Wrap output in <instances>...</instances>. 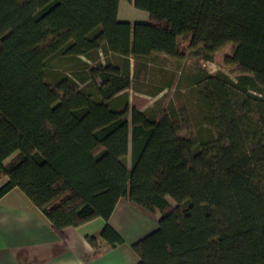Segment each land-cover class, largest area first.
<instances>
[{
    "label": "trees",
    "instance_id": "16d2710c",
    "mask_svg": "<svg viewBox=\"0 0 264 264\" xmlns=\"http://www.w3.org/2000/svg\"><path fill=\"white\" fill-rule=\"evenodd\" d=\"M120 1L0 0V197L18 188L62 238L102 218L110 246L123 242L107 220L126 197L160 213L131 246L138 264H264V0H125L149 15L136 23L117 19ZM227 44L238 75L205 79L207 134L180 137L174 111L129 105L130 57L208 59ZM54 59L80 62L94 94L76 85L87 78L49 85Z\"/></svg>",
    "mask_w": 264,
    "mask_h": 264
},
{
    "label": "crops",
    "instance_id": "0c3cea01",
    "mask_svg": "<svg viewBox=\"0 0 264 264\" xmlns=\"http://www.w3.org/2000/svg\"><path fill=\"white\" fill-rule=\"evenodd\" d=\"M117 19L130 23L148 22L149 15L121 0ZM112 55L119 57L98 51L97 58L104 65ZM79 58L93 65L92 59ZM129 61L132 72L133 59L130 57ZM158 92L160 90L153 95ZM6 180L7 177L0 174V185ZM159 218L158 211L148 212L124 197L117 202L107 220L122 238V243L110 246L100 239V232L106 224L102 218L66 227L62 238L26 195L13 188L0 197V264H138V256L131 246L156 229ZM91 237L97 240L94 252Z\"/></svg>",
    "mask_w": 264,
    "mask_h": 264
},
{
    "label": "rangeland",
    "instance_id": "374dc122",
    "mask_svg": "<svg viewBox=\"0 0 264 264\" xmlns=\"http://www.w3.org/2000/svg\"><path fill=\"white\" fill-rule=\"evenodd\" d=\"M231 49L232 44H227L208 59L201 49H197L187 51L182 59L169 60L166 57L151 55L142 58L135 66L133 62V70L130 72L131 85L126 90L129 105L140 109L150 118L174 111L173 120L180 127V137L194 138L198 129L207 134L206 130L209 128L205 122L209 114L202 101L203 85L205 79L216 74L218 70L236 80L237 68L223 65V57L228 55ZM109 59L113 65L122 68V59L113 55ZM49 67L46 81L53 88L61 80L74 82L72 78H87L85 84L79 82L76 85L83 86L85 91L94 94L99 80L92 79L89 70L82 71L80 62L54 59L49 63ZM116 102H120V99ZM126 163L130 164L129 155ZM170 202L173 204L172 200Z\"/></svg>",
    "mask_w": 264,
    "mask_h": 264
},
{
    "label": "built area",
    "instance_id": "2783aa9c",
    "mask_svg": "<svg viewBox=\"0 0 264 264\" xmlns=\"http://www.w3.org/2000/svg\"><path fill=\"white\" fill-rule=\"evenodd\" d=\"M92 251L94 252V248L92 249Z\"/></svg>",
    "mask_w": 264,
    "mask_h": 264
}]
</instances>
